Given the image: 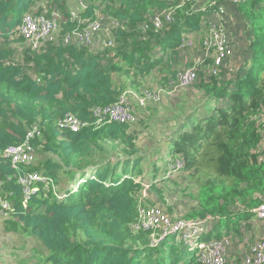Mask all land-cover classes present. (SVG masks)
I'll list each match as a JSON object with an SVG mask.
<instances>
[{
	"label": "trees",
	"instance_id": "1",
	"mask_svg": "<svg viewBox=\"0 0 264 264\" xmlns=\"http://www.w3.org/2000/svg\"><path fill=\"white\" fill-rule=\"evenodd\" d=\"M71 1L0 0V193L11 206L5 228L37 238L47 251L40 264H203L174 235L152 246L148 230L133 228L143 188L137 176L145 173L146 155L139 154L130 123L97 125L94 110L152 72L164 84L175 83L186 52L181 39L201 32L206 11L181 7L172 22L156 29L150 16L164 0H85L90 3L75 16ZM233 6L248 20L251 57L240 71H199L196 85L206 94L207 110L175 130L163 161L165 170L182 159L183 170L207 169L217 178L202 185L189 216H211L206 240L253 224L255 209L264 203V0ZM29 11L56 15L60 34L40 47L26 42L18 26ZM98 13L111 27L105 45L92 50L64 41ZM68 113L84 123L78 131L60 126ZM35 126V159L16 167L4 151L25 141ZM107 141L124 146L128 157L112 161ZM157 165L147 169L157 172ZM32 171L52 178L54 188L41 185L26 198L19 179ZM87 172L91 177L71 192Z\"/></svg>",
	"mask_w": 264,
	"mask_h": 264
},
{
	"label": "rangeland",
	"instance_id": "2",
	"mask_svg": "<svg viewBox=\"0 0 264 264\" xmlns=\"http://www.w3.org/2000/svg\"><path fill=\"white\" fill-rule=\"evenodd\" d=\"M81 1L72 0L70 2L71 9L76 14L82 10ZM164 1L166 2L165 6L156 9V11H166L177 3L176 0ZM212 1L220 0H200L193 7L203 8ZM83 2L90 3L85 0ZM227 7V29L235 45V51L226 59L223 68L225 71L232 70L236 72L240 71L251 57V51H248V47L252 34L248 27V20L234 6L227 5ZM96 17H103L104 19L102 20L101 31L93 36L90 45H88L92 50H98L106 44L110 38L111 30L103 13H98ZM82 22L84 26L81 29L88 24L87 20ZM205 33L206 28L204 26L197 37L202 38ZM59 34L60 28L54 32L52 39H55ZM26 42L29 43L28 39H26ZM185 51L180 70L187 67V62L193 60L195 56V51L186 49ZM197 83L198 81L195 80L189 87H175V83L172 85L162 83L158 75L152 72L147 77H141L137 84L129 86L127 83L128 87L125 89L135 91L141 95L146 92L159 95L155 100H145V103L140 102L132 94H129L128 97L134 117L133 121L130 122L131 132L140 150L139 154L147 156V158L145 156L142 168L145 173L137 176V179L143 183V188L138 194V202L141 204V208H159L163 214L172 220L191 219L189 216L198 206L202 185L210 178L217 180L212 173H207V169L187 171L183 168H173V163H171L165 170L166 166L163 162L165 157L170 155L169 149L175 130H178L179 127L185 128L186 125L189 126L194 117L199 119L201 114L207 110V108L203 109L205 108L206 94L197 88ZM105 149L106 155L112 161H123L128 157L125 147L119 145V143L115 144L107 141ZM154 163H158L157 172L152 171L150 168L147 169V167H150L149 165ZM88 174L87 172L85 177ZM61 179V185L67 187L68 176L62 174ZM8 218L10 219L9 212L0 206V264H40L47 255L46 249L36 237L27 232L8 231L5 228ZM258 231L259 227L256 223L243 227L237 232L232 231L229 244L226 246V264H245L246 256L250 253V246L255 243L250 241L249 236L253 238L255 233L259 235ZM259 236L262 237L263 234ZM245 239H249L247 243H244ZM242 241L246 246L244 250L240 247Z\"/></svg>",
	"mask_w": 264,
	"mask_h": 264
},
{
	"label": "built area",
	"instance_id": "3",
	"mask_svg": "<svg viewBox=\"0 0 264 264\" xmlns=\"http://www.w3.org/2000/svg\"><path fill=\"white\" fill-rule=\"evenodd\" d=\"M176 1V5L171 9L166 11H155L150 16V20L156 29L162 28L165 21L172 22L177 9L186 5L190 4L191 10L193 11H206L205 20L203 21L206 28L204 37H197L198 32H188L185 33L181 39V49L195 51L194 64L180 71L175 81V87L179 86L186 88L193 84L197 78L198 72L202 68L209 74H219L221 66H223L226 59L234 53L235 45L227 29V5L233 6L243 0L212 1L203 8L193 7V5L200 0ZM80 5L82 9L87 7V3L83 2V0L80 2ZM72 13L74 16L77 15L75 11H72ZM103 19V17H96L92 21L90 20L83 29H75L65 34L63 38L64 41L74 42L79 45H90L93 36L101 31ZM116 24L117 22L112 19L110 25ZM58 28L59 24L56 15L50 17L41 13L29 11L23 16L22 22L18 26V31L28 39L32 46L40 47L45 42L52 39V35ZM129 94L134 95L142 103H145L147 99L155 100L159 96L156 93L146 92L141 95L135 91L125 90L117 101L109 105L95 108L94 114L97 118L96 124L101 125L112 121L132 122L134 117L128 101ZM59 124L72 131H78L80 127L84 125L80 119L71 113L66 114L60 119ZM36 130L37 127L35 126L32 130L27 132L25 141L17 145H11L5 149L4 154L12 160L14 166L17 167L21 163L30 164L34 161L35 154L30 144V138L34 135ZM183 165L182 159H179L172 167L180 169ZM19 181L23 185V192L26 198H29L32 194L38 193L41 189V185H43V189L45 190H49L50 187L54 188L53 179L39 171L27 172L20 177ZM81 182H83V179L73 186L72 191H75ZM55 194L58 199H63L66 196L65 193L61 192H56ZM0 206L6 209V211H9L11 208L8 199L1 194ZM138 213L139 222L137 219V221L133 223V228L135 227V230H148L150 232L152 246L158 245L165 237L174 235L177 241L181 242L187 250L195 252L198 260L203 264H226V246L229 244L231 235H224L209 240L203 239V235L208 229V222L212 219L211 216L207 218L172 220L163 214L159 208H141L140 203H138ZM255 214L256 219L264 221V203H261L255 209ZM248 240L249 239H245L244 243H247ZM250 247V253L246 256L245 264H264V235Z\"/></svg>",
	"mask_w": 264,
	"mask_h": 264
},
{
	"label": "crops",
	"instance_id": "4",
	"mask_svg": "<svg viewBox=\"0 0 264 264\" xmlns=\"http://www.w3.org/2000/svg\"><path fill=\"white\" fill-rule=\"evenodd\" d=\"M197 32L199 33L200 31H197ZM234 51H235V50H234ZM255 223H256V225H258V227H259L258 234H259V235H260V234H263V235H264V221L255 218L253 224H255ZM259 235H257V234L255 233V234L253 235V236H254L253 238H252V236H251V237L249 236L250 241L256 243V242L261 238ZM240 247H241L242 250H244V248H245L246 246L244 245V243H241V244H240Z\"/></svg>",
	"mask_w": 264,
	"mask_h": 264
},
{
	"label": "clouds",
	"instance_id": "5",
	"mask_svg": "<svg viewBox=\"0 0 264 264\" xmlns=\"http://www.w3.org/2000/svg\"><path fill=\"white\" fill-rule=\"evenodd\" d=\"M29 43H30V42H29ZM91 175H92L91 173L88 174V176H90V177H91ZM85 178H86V177L84 176V178H79L78 180H76L75 182H73V183L70 185L71 192H73V191H72L73 186L76 185L81 179H83V182H81V183L79 184V186L82 185V184L84 183ZM79 186H78V188H79ZM78 188H77V189H78ZM77 189H76V190H77ZM76 190H75V191H76ZM0 194H1V193H0ZM1 195H2V194H1ZM63 199H64V198H63ZM9 211H10V210H9ZM9 211H8V212H9ZM255 218H256V216H255Z\"/></svg>",
	"mask_w": 264,
	"mask_h": 264
}]
</instances>
